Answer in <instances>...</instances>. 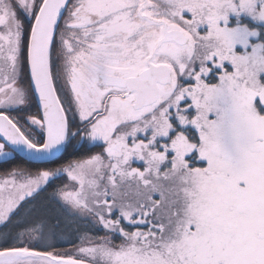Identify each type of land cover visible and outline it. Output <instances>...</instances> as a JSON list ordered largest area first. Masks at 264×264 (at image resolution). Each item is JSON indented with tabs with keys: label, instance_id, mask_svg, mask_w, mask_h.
Here are the masks:
<instances>
[{
	"label": "snow or ice",
	"instance_id": "1",
	"mask_svg": "<svg viewBox=\"0 0 264 264\" xmlns=\"http://www.w3.org/2000/svg\"><path fill=\"white\" fill-rule=\"evenodd\" d=\"M0 264H264V0H0Z\"/></svg>",
	"mask_w": 264,
	"mask_h": 264
}]
</instances>
